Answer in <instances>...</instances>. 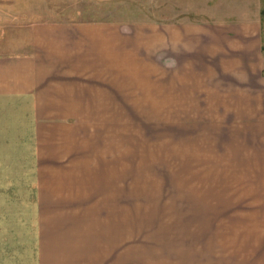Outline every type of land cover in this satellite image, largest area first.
I'll return each mask as SVG.
<instances>
[{
    "label": "crops",
    "instance_id": "1",
    "mask_svg": "<svg viewBox=\"0 0 264 264\" xmlns=\"http://www.w3.org/2000/svg\"><path fill=\"white\" fill-rule=\"evenodd\" d=\"M250 3L235 11L243 20L140 25L14 23L0 11V175H35L39 206L0 209V264H264V0ZM138 52L166 62L168 110L200 121L197 138L185 116L172 123L168 216L182 220L153 247L161 256L128 253L116 207L95 224L79 203L96 193L81 191L94 158L84 128L121 108Z\"/></svg>",
    "mask_w": 264,
    "mask_h": 264
},
{
    "label": "rangeland",
    "instance_id": "2",
    "mask_svg": "<svg viewBox=\"0 0 264 264\" xmlns=\"http://www.w3.org/2000/svg\"><path fill=\"white\" fill-rule=\"evenodd\" d=\"M250 1L0 0V11L14 23L109 21L140 25L180 20H243L245 17L242 16L247 15L235 11L245 2L252 6ZM259 9L264 11V5ZM261 14L264 18V12ZM136 54H139L135 55L136 59L139 57L142 63L128 67L127 93L122 95L121 108L103 111L100 116L96 111L84 128L86 136L81 146L88 152L92 151L94 158L91 166L93 172L85 175L81 191L83 193L86 186H91L96 193L95 202L79 203L83 204V208L95 209V224H100L101 218L103 224L112 223L116 218L112 216L113 213L120 210L126 224L128 253L156 251L161 256L168 240L169 223L177 225L182 220L168 216V201H176L172 189L170 199L168 194L170 137L172 145L174 132L175 139L178 131L181 133V129L177 125L173 127L172 123L175 120L177 124L185 116L188 138H197L200 121L198 111H186L183 116L180 111L168 110L166 62L155 61L153 67L149 54ZM118 154L121 155L120 164L108 166L106 161L114 160L113 156ZM10 176L11 181H6ZM118 185L125 189L121 190L119 201ZM36 186L37 180L33 174L0 175V209L39 207ZM57 204L58 207L63 204L72 206L71 202ZM114 207L117 209L113 212ZM171 212L173 214V209Z\"/></svg>",
    "mask_w": 264,
    "mask_h": 264
}]
</instances>
